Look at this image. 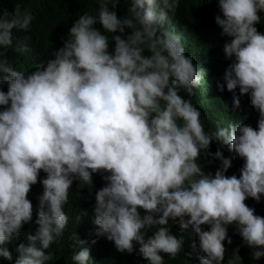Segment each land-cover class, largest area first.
<instances>
[{"label": "clouds", "instance_id": "9594fccd", "mask_svg": "<svg viewBox=\"0 0 264 264\" xmlns=\"http://www.w3.org/2000/svg\"><path fill=\"white\" fill-rule=\"evenodd\" d=\"M125 2L127 12L118 16L120 0H98L96 13L79 15L59 41L54 58L28 73L4 53L14 29L30 28L32 13L17 6L0 14V85L7 84L0 88V257L13 259L10 242L19 253L15 264H46L56 243L70 249L74 264H89L85 239L94 235L99 246L107 237L120 252L139 245L149 264H163L162 254L175 258L184 247V236L165 226L172 221L198 237L200 264H223L229 225L259 260L264 216L245 201L264 195V33L256 27L264 0H218L228 65H209L221 91L223 81L237 89L233 103L242 117L213 131L190 99L206 73L166 27L179 0ZM213 141L244 159L241 175H226L232 158L211 152ZM201 157L221 162L214 174ZM38 182L43 191L30 224L29 193ZM25 233L29 243L15 246Z\"/></svg>", "mask_w": 264, "mask_h": 264}, {"label": "trees", "instance_id": "16d2710c", "mask_svg": "<svg viewBox=\"0 0 264 264\" xmlns=\"http://www.w3.org/2000/svg\"><path fill=\"white\" fill-rule=\"evenodd\" d=\"M19 6L21 11L29 10L32 13L33 20L27 31L13 30L12 44L8 47L4 56L8 62L17 70L28 73L41 62H46L52 56L53 50L59 45V41L68 38L69 30L79 15L84 12L95 14L98 0H0V14L7 11L13 12ZM128 4L125 0H120V4L116 7L118 16H123L127 12ZM111 8V6H110ZM219 14L218 0H179V6L174 14L171 15V24L166 25L170 30L181 36L182 43L186 49V54L193 57L194 63L198 68H203L206 75L198 88H194V95L190 97L192 103L200 110L201 122L206 131H213L218 126L225 127L227 123L236 122L242 117L241 107L236 108L233 103V95L235 92L227 90L226 83L224 90L218 87L213 67L209 64L222 62L224 70L228 65L227 60L222 61L226 57L224 53V45L230 40V37L222 35V29L216 23L215 17ZM264 18V12L259 13ZM97 27H101L97 25ZM257 30L264 33V19L261 23L256 24ZM101 31H103L101 27ZM131 29H126V33H130ZM118 34V33H116ZM110 38V36H109ZM114 42L110 41L111 51ZM27 48L26 51L20 49ZM147 55L150 53L145 50ZM3 57H0L2 59ZM222 83V82H220ZM4 91H7V84L0 85ZM181 95L188 99L186 92L181 91ZM221 149L225 157L232 158V167L226 175H241L240 169L243 167L244 159L229 151V146L222 145L220 142L213 141L210 151L216 152ZM201 164L206 172L215 173L220 166V161H213L211 157H201ZM43 172L40 178H43ZM43 191V186L39 182L32 186L29 193L34 207L33 221L30 224H36V206L38 205L37 197ZM245 203L255 208L256 214L264 216V195L257 202L254 198H248ZM143 214V210H141ZM85 229H89V220L85 219ZM170 231L184 236L183 250L172 258L167 254L164 256L163 264H200L199 250L193 247L194 241H198V237L192 232L191 228L186 231L180 229L179 224L169 221ZM149 231L151 234L157 225L152 226ZM207 229L208 225H203ZM85 230V231H86ZM228 235L232 237V243L225 244V260L223 264H228L229 259L234 260V264H238V260H249V264H264V257L257 261L252 260V248H249L243 241L242 236L238 233L235 225L228 226ZM87 247L90 249L91 260L89 264H149L148 260L139 254V245L132 253L120 252L117 250L114 241H110L107 237H101V246L96 236L85 239ZM24 243L28 244L27 233L19 237V241L15 246ZM13 252L11 261L0 257V264H15L19 253L9 244L7 245ZM239 248V259H235L232 254ZM51 255V260L46 264H74L72 261V252L69 248L59 247L56 243H52L50 248L46 250Z\"/></svg>", "mask_w": 264, "mask_h": 264}]
</instances>
